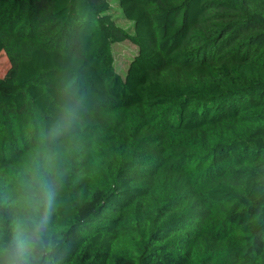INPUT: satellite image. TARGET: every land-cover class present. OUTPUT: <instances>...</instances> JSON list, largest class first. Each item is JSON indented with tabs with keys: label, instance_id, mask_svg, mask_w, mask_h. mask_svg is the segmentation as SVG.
<instances>
[{
	"label": "trees",
	"instance_id": "trees-1",
	"mask_svg": "<svg viewBox=\"0 0 264 264\" xmlns=\"http://www.w3.org/2000/svg\"><path fill=\"white\" fill-rule=\"evenodd\" d=\"M118 1L0 0V247L39 167L48 264H264V0Z\"/></svg>",
	"mask_w": 264,
	"mask_h": 264
},
{
	"label": "clouds",
	"instance_id": "clouds-1",
	"mask_svg": "<svg viewBox=\"0 0 264 264\" xmlns=\"http://www.w3.org/2000/svg\"><path fill=\"white\" fill-rule=\"evenodd\" d=\"M54 201V192L49 187L43 171L36 174L27 184V191L21 197L22 212L15 223L11 238L0 247L2 264H48L45 259L51 242H45L44 227Z\"/></svg>",
	"mask_w": 264,
	"mask_h": 264
},
{
	"label": "rangeland",
	"instance_id": "rangeland-1",
	"mask_svg": "<svg viewBox=\"0 0 264 264\" xmlns=\"http://www.w3.org/2000/svg\"><path fill=\"white\" fill-rule=\"evenodd\" d=\"M111 14L116 20L117 24L124 29L133 33L134 24L126 19L124 13L121 10L118 0H110ZM138 52V48L129 41L115 43L113 45V53L115 58L116 70L125 77L131 61L134 59ZM9 63L5 57L0 58V77L4 76L8 71Z\"/></svg>",
	"mask_w": 264,
	"mask_h": 264
}]
</instances>
